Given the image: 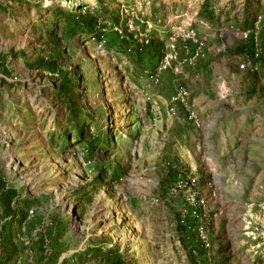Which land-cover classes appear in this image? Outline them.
Here are the masks:
<instances>
[{
	"label": "rangeland",
	"instance_id": "374dc122",
	"mask_svg": "<svg viewBox=\"0 0 264 264\" xmlns=\"http://www.w3.org/2000/svg\"><path fill=\"white\" fill-rule=\"evenodd\" d=\"M0 264H264V0H0Z\"/></svg>",
	"mask_w": 264,
	"mask_h": 264
},
{
	"label": "built area",
	"instance_id": "2783aa9c",
	"mask_svg": "<svg viewBox=\"0 0 264 264\" xmlns=\"http://www.w3.org/2000/svg\"><path fill=\"white\" fill-rule=\"evenodd\" d=\"M245 69H246V65L244 63L239 65V70H245ZM186 98H187V92L185 90L181 89L176 93L175 97L173 98V101L175 103H182L186 100ZM171 112L174 113V109H171ZM192 182H194V180ZM197 204H198V206L203 205L204 201L200 200ZM202 244H203L204 248H208L207 243H202Z\"/></svg>",
	"mask_w": 264,
	"mask_h": 264
}]
</instances>
